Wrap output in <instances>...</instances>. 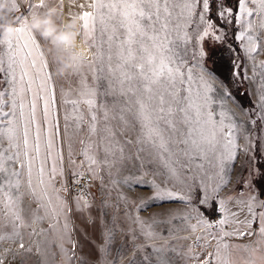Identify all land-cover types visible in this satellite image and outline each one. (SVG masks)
<instances>
[{"label":"snow or ice","instance_id":"1","mask_svg":"<svg viewBox=\"0 0 264 264\" xmlns=\"http://www.w3.org/2000/svg\"><path fill=\"white\" fill-rule=\"evenodd\" d=\"M23 3L27 4L25 12L14 16L17 35L0 41V73L4 74L0 79V245L18 242L19 249H25L21 229L43 222L45 216L57 223L62 217L59 239L71 244L72 251L63 243L60 247L71 264L77 258L71 218L77 214L95 223L93 201L87 196L93 182L98 181L108 197L110 189L117 190L115 204L108 198L101 202V222L105 225L101 253H107L113 239V229L107 228L108 222L103 219L111 207L113 226L121 217L127 224L119 231L131 237L130 264H135L137 250L144 252L145 264H153V256L155 264H171L167 254L177 252L169 245L173 239L192 240L183 256L199 264H213V260L215 264H235L231 259L233 249L249 253L243 264H264V212L258 214V233L247 218L235 219L238 227L229 232L223 227L229 223L228 216L236 218L239 213H229L225 204L234 197L218 198L221 189L231 183L229 173L242 152L244 165L250 166L249 178H238L237 182L248 191L239 193L246 200L235 202L243 204L253 216L254 203L264 207L251 179L264 176V170L257 166L264 164V138H258L262 147L257 158L253 151L256 143L228 108L234 101L232 92L208 66L211 52L205 48L206 38L226 44L223 25H241L235 40L241 41L240 47L254 62L252 79L261 77L258 107L264 110V60L259 62L257 72L254 55L264 53V0H236L235 7L228 0H71L70 7L79 11H69L67 19L79 21L77 39L83 41L90 55L74 63L72 74L77 79L67 81V88L60 85L59 100L54 72L60 65L57 57L66 50L56 49L54 41L43 39L28 26L31 19L47 14L50 2ZM12 6L15 13L20 11L18 0ZM56 8L58 16L65 17L64 0H59ZM254 14L258 18L255 23L247 19ZM45 46L52 51L46 54ZM228 51L234 54L236 49L228 45ZM239 69L240 64L233 60L234 78L241 77ZM243 111L254 127L257 120L251 118L250 110ZM259 118L264 122V114ZM240 133L243 147L238 144ZM132 146H138L134 155L126 151ZM144 152L149 164L158 161L163 168L162 172L153 170L150 181L143 179L149 174L144 170ZM78 156L83 159L77 160ZM134 160L140 161L139 167L132 164L136 172L127 163ZM102 172L108 177L107 184ZM155 177L163 179L158 182ZM137 186L150 194L133 198L120 191L126 187L134 192ZM173 201L183 207L155 212L147 218L140 215L153 205ZM213 201L225 214L215 221L219 237L207 231L214 224L198 206L211 207ZM32 203L36 209L31 208ZM25 208L30 210V218L24 215ZM41 208L45 216L38 214ZM177 220L180 225L173 223ZM53 226L49 224V228ZM165 229L167 236L163 235ZM198 230L201 235H196ZM181 232L188 235L180 236ZM32 234L38 233L33 229ZM253 235L258 236L256 246L224 242L226 237ZM209 237L217 241L215 253H207L210 259L200 261V254H193V249L200 247L201 241L207 248ZM156 241L163 243L157 245ZM148 248L151 252L146 251ZM10 251L4 249L5 254ZM26 251L30 253L31 247ZM0 264H4L3 256ZM104 264H108L106 255Z\"/></svg>","mask_w":264,"mask_h":264},{"label":"rangeland","instance_id":"2","mask_svg":"<svg viewBox=\"0 0 264 264\" xmlns=\"http://www.w3.org/2000/svg\"><path fill=\"white\" fill-rule=\"evenodd\" d=\"M20 2L21 7L20 11L14 13L15 16L20 15L21 13H24L27 4L23 3V0H18ZM50 2V7L55 6L57 7L59 0H49ZM65 2H69V0H64V7H65V17L67 19V14L69 11L71 12H78L79 9L77 8H72L70 7V4H66ZM77 3H80L81 0H76ZM250 7H254L253 5H249ZM45 16V15H44ZM247 19H251L253 23L257 21V16L254 14L252 17H249ZM61 17L58 16V13L54 16H52V21L57 25L58 29L62 31V22L60 23ZM68 22V21H67ZM225 30L227 32V38L230 33V27L231 24H225ZM235 26L237 27V32L236 34L239 33L241 30V25L238 23H235ZM211 41H213L211 38H209ZM55 42V41H54ZM215 42V41H214ZM240 47L241 41H237ZM218 43V42H216ZM55 47L56 49L59 50H66V51H61V54L64 56H70L72 50L68 47H65L62 44H58L55 42ZM65 47V48H64ZM0 49H2V46H0ZM241 50V56H242V78H236L238 81H244L246 85V89L248 91V94L254 103L255 108L253 110H250V116L252 119L257 120V124L253 127L249 123V115L244 114V109L242 108V120L243 124L245 125V128L247 132L250 134V139L253 140V142L258 143V149L260 151L262 145L259 141L258 138H264V122H261L259 118V114H264V110L260 109L258 107L259 105V95H258V87L260 83L261 77L257 75L255 79H252L253 77V60L249 59L248 56L244 53L243 49L240 47ZM45 53L47 52V47H44ZM256 59L255 63L257 65V72H260L259 68V62L261 60H264V53H259V54H254ZM239 63V62H238ZM2 78L4 77L3 73H0ZM247 75L249 79H243V76ZM56 83H57V96L59 100V87L61 84L64 85L65 88L68 87L67 81H74L77 79L75 75L72 74V72L66 74L63 77H56ZM7 85H5L6 87ZM235 99V98H234ZM236 103L237 101L234 100ZM238 107L240 105L237 103ZM71 108V106H68ZM60 123L61 127L63 126V109L60 110ZM133 140H135V136L133 135L131 137ZM138 146H132L126 151L130 152L131 154H135L136 148ZM77 150H79L80 145H76ZM255 150V149H254ZM253 150V151H254ZM147 154V152H144ZM261 154V152H260ZM251 155V153H250ZM100 156H103V153H100ZM77 160L83 159L82 156L76 157ZM244 160L245 158L243 157L242 160H237L234 165L233 169L236 168L235 166L237 165L238 169L233 170L229 173L230 177L232 174H237L239 173L241 169V173L239 174L240 176L243 174L244 171L247 172V178H249V167L244 165ZM196 162H199L198 160ZM129 165V168L133 171L136 172V168H132V164L135 163L137 167H139L140 161H128L127 162ZM159 169L161 172L163 171L162 166L159 164L157 161L156 163L153 162L152 164H149L147 160H144V170H147L149 174L147 176H143L144 178H148V181L151 180L150 178L152 176V171ZM102 175H105V183L107 184L108 182V177L105 173H101ZM127 175V173H124ZM139 175V173L137 172ZM151 176V177H150ZM233 177V175H232ZM143 178V179H144ZM157 179H163V177H156ZM34 182H35V172L33 176ZM252 182L257 179L255 177H252ZM86 183V182H82ZM57 187H59V180L57 181L56 184ZM79 189H74L73 194H75L76 191ZM111 190V197H108L107 191L101 192L99 182L94 181L92 186L89 188V192L91 193L90 196H87L89 200L93 201V208L91 209L92 215L95 217V223H88L86 222L85 219H83L81 216L77 214H73L71 218V236L72 240H74L77 244V247L75 249L76 252V257L74 258L71 262V264H104V257L106 255V260L108 264H111V262H115V264H130V261L133 256V246L131 242V237L130 235L126 236L123 233L119 231L121 227H127V224L123 221L122 217L118 220L117 224L113 226L111 223V218L113 215V209L109 207L107 211V216L103 217L104 220H106L107 223V228L113 229L112 235L113 239L108 247L107 253H101L99 251V246L104 244V235L103 233L105 232V225L101 222L102 217H101V212L103 209L101 208V202L105 199L108 198L110 203L115 204L116 203V194L117 190L116 189H110ZM120 191H123L125 194L129 195L130 197H135L137 194H143V195H148L150 194L147 189L144 190H139V187L137 186L135 191H129L126 187L120 188ZM248 189L245 188V193H247ZM61 195H66L65 193H61ZM199 195V193H198ZM228 195H232L234 197V200L231 202H227L225 204V207L228 209L229 213L231 212H238L239 215L238 217L234 218L231 215L228 216L229 223L224 225V229L226 231H233L235 228L238 227V225L233 222L235 219L239 220H244L245 218L252 220L253 225L252 229L254 232L258 233L259 229V213L264 212V207H260L259 203L256 202L253 204V212L256 213L255 216L251 215L248 213L247 208L243 204H237L235 201L236 200H246L247 197L245 198H240L238 195H236L233 191L232 193H228L225 195L227 197ZM223 195L219 194L218 198H225ZM260 199V198H259ZM29 202L28 198H25V205H27ZM215 202V201H213ZM217 206V211H216V217L215 220L212 221L209 219L204 214V217L208 219L210 222L214 224V227L211 229H207L208 232L215 233L217 235H220L219 228L215 226V221L217 219L224 218V213H221L218 211V202H215ZM35 203L31 204L32 209H36L37 205H34ZM201 208H205L206 210H210V214L212 215L213 208L207 207V206H202L198 205ZM183 205L179 202H169L165 203L162 206L157 207L156 205H153L152 207L148 208L146 211H142L140 215L144 218L149 217L152 213L155 212H162L166 209H176V208H182ZM242 209V211H241ZM123 211V207L121 206V212ZM38 214L41 216H45V209L41 208L38 210ZM24 215L26 218H30V210L25 208ZM63 218L61 217L59 219V223L56 222L55 219H53L51 216H45V219L41 223H32L31 227L27 229H21V232L24 234V241H25V249H19L18 247V242L16 244H2L0 245V256H3L4 258V264H69L68 260L66 257H64L63 252L61 251V243H63L64 247L69 250V252L72 251V245L67 243L66 241H61L59 239L60 234L62 233L63 230ZM173 223L180 225L181 222L179 220L174 221ZM191 223H195V220H192ZM49 224L54 225L52 228H49ZM235 225L236 227H233ZM7 227L10 228V225ZM133 227H135L133 225ZM43 228L45 231L41 232L40 229ZM33 229L36 230V233L38 234H32ZM158 231L160 230L159 228L157 229ZM246 230V229H242ZM31 234V235H29ZM202 233L198 230L196 235H201ZM163 235L167 236V230L165 229L163 231ZM180 236L183 235H188L187 232H181L179 233ZM246 242H248L250 245H254V242L258 239L257 235L253 236H246L242 238ZM210 241V244L207 248L203 247L204 241H201V246L200 247H195L193 249V254L199 253L200 254V261H203L204 259H210L207 256V253H215V249H213L214 245H212V239L211 237L208 238ZM143 242V240H141ZM157 245H160L163 243V241H156ZM193 243L192 240L189 241H183L180 239H173L169 241L170 246H174L177 248V252H169L167 255L171 261V264H199V262L195 259H185L183 256V253L187 251V246L188 244ZM183 246V247H181ZM31 247L32 251L29 253L27 252V248ZM6 248H11L12 251L8 253H4V249ZM39 248V251L37 250ZM146 251L151 252V248L146 249ZM143 251L137 250L135 252L136 260L135 264H145L143 261ZM78 258H82L78 259ZM153 264H155V256H153ZM213 264H215V261L213 260Z\"/></svg>","mask_w":264,"mask_h":264},{"label":"clouds","instance_id":"3","mask_svg":"<svg viewBox=\"0 0 264 264\" xmlns=\"http://www.w3.org/2000/svg\"><path fill=\"white\" fill-rule=\"evenodd\" d=\"M15 0H0V41H7L17 35L13 3ZM58 10L55 6L48 9L45 16H37L31 19L28 26L37 32L43 39L55 41L65 47L71 46L70 56L60 54L57 58L60 61L59 67L55 70L54 76L63 77L74 69V63L82 58H87L90 53L82 40L77 39L79 33V21L77 19L68 20L64 31H60L52 21V16L56 15ZM52 49L47 48V53Z\"/></svg>","mask_w":264,"mask_h":264},{"label":"trees","instance_id":"4","mask_svg":"<svg viewBox=\"0 0 264 264\" xmlns=\"http://www.w3.org/2000/svg\"><path fill=\"white\" fill-rule=\"evenodd\" d=\"M228 2L231 6L235 7L236 0H228ZM236 32H237V27L235 26V22H233L230 27V33L228 35L226 44L216 43L214 41H211L209 38H206L205 48L206 50H209L211 52V59L208 62V66L215 69L219 79L223 80L224 83L228 85V88L232 92L233 97L243 109L253 110L255 106L248 94L245 82L238 81L236 78L232 76V61L236 60V62L237 63L239 62L240 64L239 71L241 72V78H242V56H241V50L239 44L237 40H235ZM228 45H231L233 48L236 49V52L234 54L228 51ZM0 79H2L1 75H0ZM256 145L257 147L254 150V152L256 157L259 158L260 151L258 149V143H256ZM257 166L261 167V169L264 170V164ZM240 178L241 179L247 178V172L244 171L243 174L240 176ZM253 184L261 193L259 198L261 200H264V176L255 179L253 181ZM242 191L243 192L245 191V187L243 186L242 183L236 182L233 192L239 196V193ZM239 197L245 198L246 196L244 197L239 196ZM212 208L213 210L215 209L212 215L210 214V210H206L205 208H201V211L203 212V214L209 217L210 220L214 221L217 211L216 209L217 206L215 202H212L211 209Z\"/></svg>","mask_w":264,"mask_h":264},{"label":"crops","instance_id":"5","mask_svg":"<svg viewBox=\"0 0 264 264\" xmlns=\"http://www.w3.org/2000/svg\"><path fill=\"white\" fill-rule=\"evenodd\" d=\"M81 2H83V0H81ZM67 5L71 3V0H69V2H65ZM63 19L64 18H61L60 20V23L62 22L63 23ZM1 75V74H0ZM2 77V76H1ZM235 100V99H234ZM238 103V102H237ZM237 103L235 101H230L229 104H228V108L231 110V113L234 114V118L237 120L238 123L240 122H243L242 120V107H238ZM238 144L243 147L244 144H245V141L243 139V133H240L239 134V139H238ZM147 148V146H145ZM141 156L144 157L145 159L144 160H147V154L146 153H141ZM245 158L244 154L241 152L239 153V158L238 160H242V158ZM155 163L157 161H154ZM50 163V162H49ZM236 168H234L233 170H236L238 169L237 165L235 166ZM240 172L237 174H232L231 175V183L225 187V188H222L221 191L219 192L220 195H223V197H225V195H227L228 193H232V191L234 190L235 188V185H236V182L239 178V174L241 173V169L239 170ZM151 177V176H150ZM144 178V177H143ZM154 177H151L150 179L152 180ZM156 178V177H155ZM157 179V178H156ZM144 180L148 181V178H144ZM150 181V180H149ZM157 181L159 182L160 179H157ZM139 190H144V189H141L139 187ZM36 206V204H34ZM236 225V224H235ZM235 225H233V227H236ZM214 235H216L217 237H219V235L213 233ZM224 242H227L229 243L230 245H233V244H246V245H250L248 242H246L245 240H243L242 238H237V237H226L224 238ZM217 241L216 240H212V245H214L213 249H215V245H216ZM214 254V253H213ZM250 258V255L248 252L242 250V249H233L232 250V256H231V259L235 262V264H243V262L245 260H248Z\"/></svg>","mask_w":264,"mask_h":264},{"label":"bare ground","instance_id":"6","mask_svg":"<svg viewBox=\"0 0 264 264\" xmlns=\"http://www.w3.org/2000/svg\"><path fill=\"white\" fill-rule=\"evenodd\" d=\"M66 23H67V20L64 18V19H63V23H62V31L65 30ZM64 48H65V47H64ZM68 48H70V49L72 50L71 46H68Z\"/></svg>","mask_w":264,"mask_h":264}]
</instances>
